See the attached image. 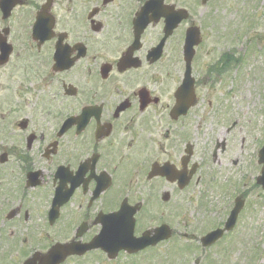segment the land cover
<instances>
[{
	"label": "flooded vegetation",
	"instance_id": "flooded-vegetation-1",
	"mask_svg": "<svg viewBox=\"0 0 264 264\" xmlns=\"http://www.w3.org/2000/svg\"><path fill=\"white\" fill-rule=\"evenodd\" d=\"M221 2L0 0L5 264L56 243L71 250L61 264H221L232 255L264 191L258 163L246 166L250 135L229 104L227 68L206 59L209 35H221ZM237 195L234 229L204 246ZM162 226L169 238L125 248L130 233Z\"/></svg>",
	"mask_w": 264,
	"mask_h": 264
},
{
	"label": "rangeland",
	"instance_id": "rangeland-1",
	"mask_svg": "<svg viewBox=\"0 0 264 264\" xmlns=\"http://www.w3.org/2000/svg\"><path fill=\"white\" fill-rule=\"evenodd\" d=\"M218 14L220 19L216 20L215 28L221 31L224 38L220 35L219 39H215L218 33L209 35L208 44L211 52L206 59L217 58L224 50L234 51L242 57L245 55L240 68L243 86L241 90L235 91V97L229 101V104L235 106L237 110L249 109V113L254 112V109L261 111L264 108V0H227L226 11H223L221 7ZM203 18L204 16L201 17ZM238 80L239 78H235V81ZM246 122L248 126L256 128L253 118H248ZM254 138L256 141L253 140V143L258 147L264 142V125L257 127ZM251 144L252 142L247 143L246 151L250 150ZM243 155V159L247 158V153ZM258 202L254 216L250 217L251 221L243 217V223L240 226L241 238L233 243V252L239 249L244 251L241 262V254L235 253L236 264H264V209L261 208V199ZM239 241H241L240 247L237 248ZM255 244L259 246L253 249ZM246 256H248L247 261ZM0 260L2 264H5L6 260H3V257ZM165 260L169 261V259ZM234 262L233 255H227L221 264H235Z\"/></svg>",
	"mask_w": 264,
	"mask_h": 264
},
{
	"label": "water",
	"instance_id": "water-1",
	"mask_svg": "<svg viewBox=\"0 0 264 264\" xmlns=\"http://www.w3.org/2000/svg\"><path fill=\"white\" fill-rule=\"evenodd\" d=\"M264 150V149H263ZM264 152V151H263ZM55 251H61V250H59L58 248H56V249H54V250H52V252H51V256H52V254H54L55 253Z\"/></svg>",
	"mask_w": 264,
	"mask_h": 264
}]
</instances>
